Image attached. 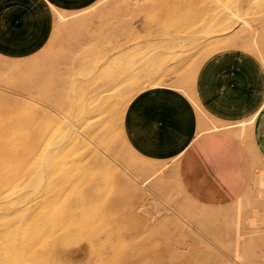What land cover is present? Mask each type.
Segmentation results:
<instances>
[{"label": "bare ground", "instance_id": "obj_1", "mask_svg": "<svg viewBox=\"0 0 264 264\" xmlns=\"http://www.w3.org/2000/svg\"><path fill=\"white\" fill-rule=\"evenodd\" d=\"M167 1L145 0V5L157 15L160 4L168 5ZM187 1L176 13L163 17L160 22L164 25L142 21L134 26V19L129 15L139 11L144 4L141 0H100L88 9L68 14L49 0L55 14L52 44L62 31L80 30L96 20H105L92 40L89 38L84 45L86 53L103 49V60H98L91 75L80 79L78 89L64 92L66 97L74 99L81 95V114H60L48 106L41 108L42 102L30 96L20 99L0 93V264H247L249 253L245 257L242 248L247 250L252 246L253 239L243 243V227L246 224L253 228L249 232L253 233L261 225L259 221L264 225V168L254 172V194L248 186L229 203L230 207L226 205L230 209L223 228L232 253L227 262L218 250L212 249L214 244L207 241L204 233L210 227L207 228L204 210L202 214L193 212L196 233L175 214L162 215L163 218L155 221L160 210H155L158 208L156 193L163 191L165 182L170 181L165 177L170 168H175L174 180L179 181L176 164L184 150L169 160L151 159L147 166H139L136 158L126 151L131 144L123 120L129 102L142 90L164 87L163 80L168 74L197 69L213 54L229 49L251 54L264 71V0ZM111 16L120 19L110 24L108 17ZM193 17L203 24L191 31L193 34L187 32L177 37L169 32L171 21L172 25L182 27L181 31L189 30ZM119 34L127 38H118ZM104 39L108 43L101 49L94 46ZM19 59L9 61L18 65L23 63ZM180 89L203 115L202 107L191 98L193 93L189 95ZM44 100L55 99L48 95ZM87 100L90 106H85ZM68 104L66 107H70ZM208 125L198 135L222 131L234 136L245 145L253 166L264 165L263 148L258 141L264 135V97L238 119ZM141 198L149 201L155 214L141 204L140 207L133 204V200ZM248 208L251 215L246 217ZM81 244L85 247V256L80 259L75 257V252ZM262 256L259 259L255 255L262 263L256 258L248 263L264 264Z\"/></svg>", "mask_w": 264, "mask_h": 264}, {"label": "crops", "instance_id": "obj_2", "mask_svg": "<svg viewBox=\"0 0 264 264\" xmlns=\"http://www.w3.org/2000/svg\"><path fill=\"white\" fill-rule=\"evenodd\" d=\"M53 1L72 9L93 0ZM54 25L55 14L49 0H0V54L12 58L36 54L50 39ZM195 90L208 116L236 120L263 100L264 71L247 52L220 51L200 67ZM200 126L199 113L191 100L170 86L150 87L137 94L124 119L127 138L141 155L169 160L184 150L179 158L180 178L190 196L205 204L230 203L250 185L252 160L245 145L234 136L222 131L200 136ZM225 157L236 168L227 165L222 168V175L215 176V166L223 163Z\"/></svg>", "mask_w": 264, "mask_h": 264}, {"label": "rangeland", "instance_id": "obj_3", "mask_svg": "<svg viewBox=\"0 0 264 264\" xmlns=\"http://www.w3.org/2000/svg\"><path fill=\"white\" fill-rule=\"evenodd\" d=\"M98 1H100V0H97V1L96 0H93L90 3H88L87 5H84V6L78 7V8H72V9L63 8L60 5H58L55 1H53V2L57 5V7H59L62 11L67 12V14H68V12L71 13V12H75V11H83L85 9H88L91 6V4L93 5V4L97 3ZM157 1H159V0H157ZM167 2H168V5H167V3L164 6L160 4V7L158 8V12L159 13L157 15H153L154 14V13H152L153 9H151L150 7H148L147 5H145V0H143V1L141 0V3H144V4L141 6V8H139V11L132 13V15H129L130 18H132V20L134 19L133 20L135 22V25L134 26H139V24L142 21L144 22V24H146L148 22H153L154 21L155 23L156 22H159L160 25H161V23L163 22L162 20H164V18L166 16H168L169 14L176 13L178 11V9L180 8V6L183 3H186V4L188 3L187 0H168ZM97 7H98V5H97ZM135 13H137V14L135 15ZM80 15H82V14H80ZM111 17H108V20H109V23L110 24H115V22H117V20L120 19L119 16H115L116 18H113V17L111 18ZM72 18H70L71 21L73 20ZM75 18H77V17H75ZM192 19H193V22H192V25L193 26H191L189 28V30H184V31L183 30L182 31L180 30L182 27L179 28V26H177V25H172V23H171L172 21L171 22L169 21L171 23V24L170 23L168 24L170 26L169 32L170 31L173 32V35L174 36H177V37L184 36V35L187 34V32L189 34H193V33H191V31H193L194 29L195 30L196 29H199V27H201L203 24L196 17H193ZM160 21H162V22H160ZM104 23H105V20H103V21L96 20L94 24H92L90 26H87V27H84L83 29H80V30H73L72 32L67 31L68 33L62 31V32L58 33V35H57L58 38H55L53 40V44H52V42H50V40H51V37H50V39L48 40V42L36 54H33L31 56H27V57L21 58L23 61L18 58L19 61H22L23 62V63H18V65L17 64L12 65V61H9V60L14 59V58L7 57V56H4V55H1L0 54L1 55V57H0V90H1L0 93L6 94V95H9V96H13V97L15 96L16 98H20V99L21 98L27 99L30 96V98L32 97L36 101L38 100L39 102H42L43 103V105H42V103L39 105L41 108H44L45 106H48V108L54 109L56 112H59L60 114H78V113L81 114V110L79 109L80 106H81L80 105V102H83V100H81V95L80 96L78 95V97H75V99H74V97L73 98L66 97L65 96V93H68L70 91L73 92L76 89H78V86L81 84L80 79L82 81L84 79L83 77H86L87 78V76L91 75L93 69H95L97 67V64L99 62L98 60H100V59L103 60L101 58V57H103V54H104L103 49L101 51L98 50V52H96V50H95L93 52H87L86 53L85 52V49H84V45L86 43H88L90 40H92V36L95 33L98 32L97 31V28H99ZM164 23H166V22H164ZM156 24H158V23H156ZM173 26H174V28H173ZM175 26L178 27V28H175ZM54 29H53V33H54ZM152 29L154 30V29H156V27H153ZM63 32L66 33V34L65 35L62 34ZM53 33H52V35H53ZM122 34L117 35L118 38H123V39L124 38H127V37H125V34H124V36H122ZM141 34H146V33L145 32H142ZM89 38H90V40H89ZM105 38L108 39V37H105ZM49 42L52 45H49L50 44ZM105 43H108V42L105 41V39H104L103 41H101V42H99L97 44L95 43L94 46L95 47L97 46V48L99 47L101 49L102 48V45H105ZM42 51H43V53H42ZM45 56H46V58H45ZM6 58H7V60H6ZM27 59L34 60V62L33 63L26 64V62H30L31 61V60L30 61L29 60L28 61H25ZM88 60H90V61H88ZM89 62H90V65H89ZM19 64H21V65H19ZM75 64H76V67H75ZM201 66H202V64L200 65V67ZM200 67H198L197 69L193 68L194 70L191 69V68H188L185 71L182 70L183 72L180 71L182 73H179V72L177 73L176 72V73L168 74L166 76L165 80H163L164 86H169L170 85L172 87L173 86L175 87L177 85V88L179 90H181L180 88H182L189 95H191L193 93L192 94L193 96L191 95V98H193L194 100L197 101V104H199L198 105L199 107H202L200 105L198 99H197L196 90L194 89L195 88L196 79H197V75H198V72H199ZM6 68H9V69H6ZM72 70H73L74 74H73ZM87 70H88V73L89 74L87 73ZM90 71H91V73H90ZM184 72H186L187 74L184 73ZM67 73L70 76L71 75L72 76L71 77H68L69 75L66 76ZM181 74L184 75V76H182ZM194 74H196V75H194ZM177 75L179 77L182 76V78L183 77L186 78L185 76H187L188 79L187 78L186 79H184V78L182 79L181 77L179 78ZM193 75H194V79H193V77H191ZM177 77L179 78L178 79L179 80L178 83H177V80H176ZM77 78H78V80H77ZM172 80L174 81V83H173L174 85L171 84L173 82ZM181 80H182V83H180ZM190 80H192V81H190ZM78 81H79V84H78ZM193 81H195V83ZM169 82H171V83H169ZM190 82L192 83V85L194 83L193 88H192V85H190L191 84ZM179 84H181V85H179ZM182 85H183V87H182ZM73 86H74V89H73ZM184 86H185V88H184ZM75 87H76V89H75ZM188 87H191V88H188ZM6 90L8 92H6ZM190 90H191V92H190ZM66 91H68V92H66ZM142 91H140V92H142ZM11 93H13V95ZM52 93H54V95ZM48 95L49 96L51 95L52 100L55 99L54 100L55 102L54 101H47V100L45 101L44 99ZM52 95H53V97H52ZM41 100H44V101H41ZM68 102H69V104L72 103V102H74V103L70 104V107L69 106L66 107V105L68 104ZM130 102H129V104H130ZM73 104H75V105H73ZM86 105L87 106L88 105L90 106V101L89 100H87V102L85 103V106ZM73 107H75V108H73ZM197 108L198 107H196L197 112H200L199 108L198 109ZM55 114H57V113H55ZM82 114H87V113H82ZM95 114H97V113H95ZM202 114L203 115L199 114V118H200L201 122L203 123V124L201 123V126L199 128V131L201 129H204L205 127H208L209 126L208 123L210 124V122L221 123L223 121V119L222 120H219V119H216L215 120V118H212V117L208 116V114L205 111H203ZM124 119H125V116H124ZM123 126H124V120H123ZM262 137L263 138L261 140L258 138V141H259V143H261V146L263 148L262 149V152H263L262 155L264 156V135ZM126 151H129V153H131L134 156V158H136L137 163L139 164V166H147V165H149L151 163L150 162L151 161V158H148V157H145V156L141 155L132 145L130 147V150H127L126 149ZM221 161H223V163L219 162L220 165L218 163V165L215 166V169H214L215 176L222 175V173H223L222 172L223 171L222 168L225 167V166H227V165H229L228 167H231L233 169L236 168V164L231 159H229L227 157H225ZM118 162H120V161L118 160ZM177 163H178V165L176 164V166L178 168L179 167V161ZM120 166L122 167V164H120ZM261 168H264V165H262L261 163H257V165L254 164V166H253V173L256 172V170H259ZM174 169H175L174 167L170 168L169 171H168V174H166V176H165V177H168V180H170L168 182H165V184H166L165 189L163 191H161V192L156 193V195L158 197L157 198L158 208L155 209V210L156 211L158 209H160V210H158V212L156 214V217L157 218H156L155 221L159 220L160 218H163L167 214H170L171 213L172 216L175 214L176 215L175 217L176 218L178 217L179 219L178 218L177 219L179 221H183L186 227H189V229L192 232L196 233L194 229L197 226V224H196L195 219H193V218H195L193 216H195V213L199 212V214H200L204 210L203 214H204V216L207 215L206 217H207V220H208L207 221L208 222L207 228H208V226L210 227V228L207 229L208 233L207 232L204 233L205 236L208 239L207 241H211L212 243H210V244H214V245H212V247H213L212 249H214V250L216 249V252L218 250V253L220 252V255H222V257L227 262H230V259L229 258H232V253L230 255V246H228V244H230V243H229V240H228L227 235H225L226 232L224 231V228H223L224 225H225L224 222H227L226 219L229 216V212L228 211H229L230 208H228V207H230V204L229 203H227V204H218V205L205 204V203L199 202L198 200L194 199L191 196L194 199L193 200L192 198H190V194L185 190V188H184V186L182 184V181H181V178H180V170H178L179 171V175L178 176L180 178L179 181H181L182 187L179 186V184H180L179 181L174 180V179L177 178V176L174 175L175 174V170ZM253 175L255 176V173ZM254 176L252 177L251 183L249 185L250 188L248 187L249 188L248 190H252V192L254 190V184H252V182L253 183L255 182ZM171 177L173 179H170ZM142 179L143 178H141L140 180H142ZM177 183H178V186L175 187V185H177ZM170 184H171V186H170ZM169 186H170V188H169ZM170 189H173V190L169 191ZM178 192H179V195H178ZM184 192H185V194H183ZM253 194H254V192H253ZM163 195H164V197H163ZM185 195H187V197ZM178 197H179V199H178ZM190 200H192L193 202L190 201ZM132 202L137 207H140L141 205H143L142 206L143 208H145V209L148 208L152 212L154 211V210H152L150 204L148 203L149 201L147 199H144V198L135 199ZM182 204H183V206H182ZM209 205H211V206H209ZM226 205L228 207H226ZM214 207H215V209H214ZM141 208H140V210H141ZM218 208H220V209H218ZM163 209H165V210H163ZM210 209L212 211L213 210L214 211L213 212L210 211L211 212V215L210 214L208 215V213H210L209 212ZM216 209H217V213L215 212ZM186 210H188V211H186ZM183 211H184V213H183ZM205 211L208 212V213L206 214ZM246 211H247L245 213L246 217L250 216L251 215L250 214L251 213V210L248 208ZM193 212H195V213H193ZM153 213L155 214L156 212H153ZM162 215H164V216H162ZM190 215L191 216L193 215V216L190 217ZM187 217H189V218H187ZM259 222H260L259 224L262 225V222L261 221H259ZM261 225H258L256 228H254V230L257 229V231H255L253 233H249L251 230H253V228H249L246 224L243 227L244 231L243 230L242 231H243V234H245V238H244L243 243H246L247 244V242H250L249 239H251V238L253 239V241L251 240L252 246L249 245L250 248H248L249 246L247 247V250L244 247L242 248V251H244V253L246 254L245 257H247V254L248 253L250 254V255L248 254V257H249L248 260H247L248 257L246 259H244L245 257H244V254H243V257H244L243 260H247L246 261L247 264H250L258 256H259V259L261 257H263L262 255L264 254V233H263L264 225H262V226ZM211 226H213V227H211ZM211 228H212L213 231L210 230ZM218 237H219V239H217ZM127 238L128 239L130 238V235L129 234L127 235ZM78 248L79 249L75 252V257L76 258H79L80 257V259H81V258H83V256H85V247H84L83 244H81ZM227 254H228V256H227ZM255 255H256V257H255ZM250 259H251V261H250V263H248V261ZM259 259L256 258L257 261L261 262V260H259ZM262 261L264 262V259H262ZM241 263H243V262L241 261ZM216 264H218V262ZM219 264H221V263L219 262Z\"/></svg>", "mask_w": 264, "mask_h": 264}]
</instances>
